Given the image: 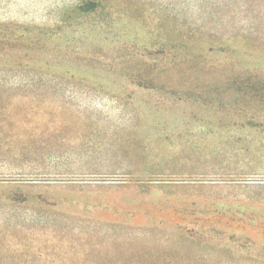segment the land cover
I'll use <instances>...</instances> for the list:
<instances>
[{"label":"rangeland","instance_id":"rangeland-1","mask_svg":"<svg viewBox=\"0 0 264 264\" xmlns=\"http://www.w3.org/2000/svg\"><path fill=\"white\" fill-rule=\"evenodd\" d=\"M0 264H264V0H0Z\"/></svg>","mask_w":264,"mask_h":264},{"label":"trees","instance_id":"trees-1","mask_svg":"<svg viewBox=\"0 0 264 264\" xmlns=\"http://www.w3.org/2000/svg\"><path fill=\"white\" fill-rule=\"evenodd\" d=\"M97 3V1H89L87 4V10H93L94 8H95V4ZM13 200L14 201H18V199H17V197L15 196L14 198H13ZM189 236V235H188ZM190 238H192L191 236H189Z\"/></svg>","mask_w":264,"mask_h":264}]
</instances>
